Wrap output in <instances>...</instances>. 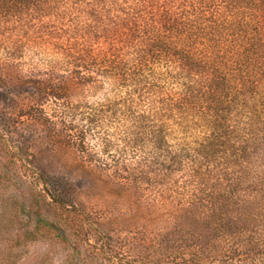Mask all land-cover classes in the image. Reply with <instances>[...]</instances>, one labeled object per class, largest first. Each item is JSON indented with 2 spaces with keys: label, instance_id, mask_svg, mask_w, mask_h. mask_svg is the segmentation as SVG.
Returning <instances> with one entry per match:
<instances>
[{
  "label": "trees",
  "instance_id": "16d2710c",
  "mask_svg": "<svg viewBox=\"0 0 264 264\" xmlns=\"http://www.w3.org/2000/svg\"><path fill=\"white\" fill-rule=\"evenodd\" d=\"M29 43L118 94L83 110L53 95L80 117L66 132L82 156L127 163L129 178L176 194V212L211 219L217 242L264 245V0H0V50L18 57ZM45 191L44 215L19 237L111 241Z\"/></svg>",
  "mask_w": 264,
  "mask_h": 264
},
{
  "label": "rangeland",
  "instance_id": "374dc122",
  "mask_svg": "<svg viewBox=\"0 0 264 264\" xmlns=\"http://www.w3.org/2000/svg\"><path fill=\"white\" fill-rule=\"evenodd\" d=\"M28 46L18 57L0 50V264H264V245L215 241L211 219L176 212L172 204L181 198L129 178L127 163L109 158L104 166L82 156L66 132L80 117L72 118L53 95L83 110L118 94L85 85L64 72L58 58ZM106 129L113 131V122ZM88 143L100 152L97 138L89 136ZM46 189L64 195L111 241L87 244L79 235L66 241L43 232L19 237L34 229L31 214L44 215L35 202ZM47 216L56 220L53 212ZM228 226L225 221L222 231Z\"/></svg>",
  "mask_w": 264,
  "mask_h": 264
}]
</instances>
